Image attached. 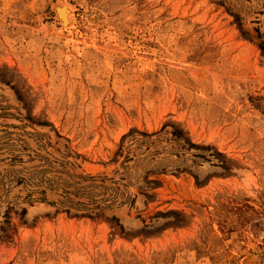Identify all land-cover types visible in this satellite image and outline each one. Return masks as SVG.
I'll return each instance as SVG.
<instances>
[{
	"label": "rangeland",
	"instance_id": "rangeland-1",
	"mask_svg": "<svg viewBox=\"0 0 264 264\" xmlns=\"http://www.w3.org/2000/svg\"><path fill=\"white\" fill-rule=\"evenodd\" d=\"M0 264H264V0H0Z\"/></svg>",
	"mask_w": 264,
	"mask_h": 264
},
{
	"label": "bare ground",
	"instance_id": "bare-ground-1",
	"mask_svg": "<svg viewBox=\"0 0 264 264\" xmlns=\"http://www.w3.org/2000/svg\"><path fill=\"white\" fill-rule=\"evenodd\" d=\"M57 11L61 20V25H63L64 29H70L74 21L69 7L62 4L57 7Z\"/></svg>",
	"mask_w": 264,
	"mask_h": 264
}]
</instances>
